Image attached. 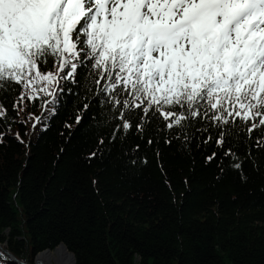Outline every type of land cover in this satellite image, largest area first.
<instances>
[{
  "label": "trees",
  "instance_id": "16d2710c",
  "mask_svg": "<svg viewBox=\"0 0 264 264\" xmlns=\"http://www.w3.org/2000/svg\"><path fill=\"white\" fill-rule=\"evenodd\" d=\"M21 91L0 93V246L19 261L0 264L62 244L76 264H264V126L218 145L211 121L181 132L150 112L125 134L71 81L55 105Z\"/></svg>",
  "mask_w": 264,
  "mask_h": 264
},
{
  "label": "snow or ice",
  "instance_id": "6c2138e0",
  "mask_svg": "<svg viewBox=\"0 0 264 264\" xmlns=\"http://www.w3.org/2000/svg\"><path fill=\"white\" fill-rule=\"evenodd\" d=\"M68 81L102 96L125 134L151 112L181 132L211 121L218 145L244 125L251 138L264 126V0H0V93L19 85L21 101L55 105Z\"/></svg>",
  "mask_w": 264,
  "mask_h": 264
},
{
  "label": "bare ground",
  "instance_id": "6f19581e",
  "mask_svg": "<svg viewBox=\"0 0 264 264\" xmlns=\"http://www.w3.org/2000/svg\"><path fill=\"white\" fill-rule=\"evenodd\" d=\"M39 260L42 262L44 260H47L50 262V264L57 263V264H72L71 260L68 259V257L65 255L62 251L57 252H50L45 253L39 257Z\"/></svg>",
  "mask_w": 264,
  "mask_h": 264
},
{
  "label": "water",
  "instance_id": "95a60500",
  "mask_svg": "<svg viewBox=\"0 0 264 264\" xmlns=\"http://www.w3.org/2000/svg\"><path fill=\"white\" fill-rule=\"evenodd\" d=\"M0 250L3 251L5 254H7V256H8L10 259H12L14 262L19 263V261H18L17 259H15L12 255H10L6 250H4L3 247L0 246ZM57 251H62V252H64L65 255L68 257V259L71 260V263H72V264H76L75 256H74L72 253H70V252L68 251V249L66 248L65 245H63V244L60 245V246H59L54 252H57ZM50 252H51V251L48 250V251H45V252L39 254V255L36 257V259H35V264H42V262L39 260V257H40L41 255L45 254V253H50ZM55 264H57V263H55ZM63 264H65V263H63Z\"/></svg>",
  "mask_w": 264,
  "mask_h": 264
},
{
  "label": "rangeland",
  "instance_id": "374dc122",
  "mask_svg": "<svg viewBox=\"0 0 264 264\" xmlns=\"http://www.w3.org/2000/svg\"><path fill=\"white\" fill-rule=\"evenodd\" d=\"M53 264H55V263H53Z\"/></svg>",
  "mask_w": 264,
  "mask_h": 264
}]
</instances>
